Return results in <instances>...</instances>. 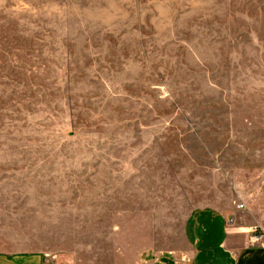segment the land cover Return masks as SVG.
<instances>
[{"label":"rangeland","instance_id":"rangeland-1","mask_svg":"<svg viewBox=\"0 0 264 264\" xmlns=\"http://www.w3.org/2000/svg\"><path fill=\"white\" fill-rule=\"evenodd\" d=\"M237 206L264 232V0H0V249Z\"/></svg>","mask_w":264,"mask_h":264},{"label":"crops","instance_id":"crops-1","mask_svg":"<svg viewBox=\"0 0 264 264\" xmlns=\"http://www.w3.org/2000/svg\"><path fill=\"white\" fill-rule=\"evenodd\" d=\"M244 214L245 207L234 213L201 207L185 221L176 239L167 241L133 222L109 248L98 247L95 240L82 248L67 238L74 236L64 228L56 251L27 245L0 249V264H264V247L250 239L256 222ZM60 222L69 225L71 220Z\"/></svg>","mask_w":264,"mask_h":264},{"label":"built area","instance_id":"built-area-1","mask_svg":"<svg viewBox=\"0 0 264 264\" xmlns=\"http://www.w3.org/2000/svg\"><path fill=\"white\" fill-rule=\"evenodd\" d=\"M250 239L253 243H260L264 247V232L258 227H252L250 230ZM161 264V263H159Z\"/></svg>","mask_w":264,"mask_h":264}]
</instances>
